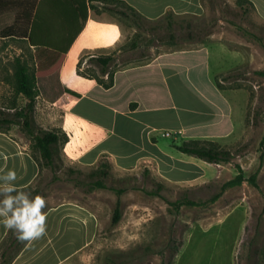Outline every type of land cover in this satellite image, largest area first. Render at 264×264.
<instances>
[{
	"label": "rangeland",
	"instance_id": "obj_1",
	"mask_svg": "<svg viewBox=\"0 0 264 264\" xmlns=\"http://www.w3.org/2000/svg\"><path fill=\"white\" fill-rule=\"evenodd\" d=\"M238 1L204 0L205 14L194 15L196 19L189 16L182 22L184 27L190 24L187 20L195 25L204 24L210 32L204 36V43L189 36L187 28L180 30L178 25L170 28L166 18L138 27L130 19L111 12L125 36L111 54L116 58L112 71L144 64L164 52L194 49L213 42L225 43L243 55L241 64L217 77L233 104L236 131L221 142H206H214L235 156L229 163L210 164L183 154L173 147L184 143L177 141L176 120L160 126V136L165 128L171 131V136H164L162 140L171 164L167 169L160 171L154 167L147 177L144 176L147 168L137 174H121L111 168L108 187L126 190L121 197L123 217L115 227L111 226V219L116 192L89 185V173L105 159L98 166L85 168L62 158L55 170L44 169L29 191L23 192L29 199L38 195L44 198L42 213L53 205L74 201L90 208L103 223L96 241L79 257L78 264H106L111 254L121 255L130 264H264V75L259 74L264 72V20L249 5H245L249 11L244 12ZM95 6L132 14L121 4L97 1ZM212 6H215L214 13H211ZM95 10L100 12L99 8ZM91 45L97 53L107 50L106 38L101 33L93 37ZM9 46L0 41V111L13 117L16 110L11 107L16 104L19 110L27 99L15 97V61L22 52ZM24 54L33 55L25 51ZM29 65L31 70L36 68L35 63ZM79 66L82 73L102 79L100 66L90 55L84 56ZM230 75L234 78L229 79ZM38 101L37 124L43 129H53L52 125L45 124ZM46 109L49 113L53 110L50 114L55 123L60 122V108L47 104ZM2 127L29 145V138L20 126ZM239 166L246 179L259 170L257 186L246 181L222 192L223 185L237 175ZM157 183L164 185L161 196L148 195L147 191L156 189ZM220 192L219 200L210 203ZM6 195L17 193L2 192L0 200ZM184 196L203 205H185L176 211L169 203ZM17 233L12 229L9 241Z\"/></svg>",
	"mask_w": 264,
	"mask_h": 264
},
{
	"label": "crops",
	"instance_id": "obj_2",
	"mask_svg": "<svg viewBox=\"0 0 264 264\" xmlns=\"http://www.w3.org/2000/svg\"><path fill=\"white\" fill-rule=\"evenodd\" d=\"M118 1L150 21L161 20L168 13L202 16L206 12L204 0ZM248 1L264 20V0ZM84 2L0 0V41L22 52L15 64L17 60L37 63L34 53L39 46H32L29 41L33 23H37L35 33L44 36L47 28L52 40L61 45V40H68L79 29L82 20L75 11L78 4L89 6L85 26L60 67V96L43 89L36 99V105L39 99L40 109L44 108L38 110L43 111L45 124L53 128L44 129L62 130L69 137L62 149L64 160L90 168L108 159L121 174H137L142 168L152 171L154 167L162 171L171 164L162 143L164 133L159 135V127L172 124L173 119L178 142H221L235 133L233 104L215 80L242 63L244 57L240 52L222 42L164 52L144 64L117 70L113 87L106 89L80 75L78 65L86 55H111L124 40V29L111 17V12L93 7L97 1ZM100 33L106 38L104 53L95 52L91 45L93 37ZM24 51L33 55H25ZM64 89L80 96L63 93ZM47 104L60 108V122H54L50 114L53 110L49 113ZM28 142L29 145L10 132L0 131V176L10 170L16 173V180L10 182L15 185L14 191H18L15 193L29 191L42 173L32 155L31 141ZM4 185L0 180L1 192ZM43 214L44 232L26 239L5 258L0 253V264H78L79 257L96 241L103 228L95 212L74 201L53 205ZM11 231L0 224V249Z\"/></svg>",
	"mask_w": 264,
	"mask_h": 264
},
{
	"label": "trees",
	"instance_id": "obj_3",
	"mask_svg": "<svg viewBox=\"0 0 264 264\" xmlns=\"http://www.w3.org/2000/svg\"><path fill=\"white\" fill-rule=\"evenodd\" d=\"M93 1H101L106 3H115L121 4L127 7L129 11L132 13L131 15L125 11L106 8L107 11L119 14L125 18L130 19L136 26L143 27L145 24H149L151 21L147 18L140 15L133 8L126 5L123 1L118 0H93ZM86 3V0L85 2ZM79 6L75 9L76 13L79 15V18L82 20L79 23V29L75 32L71 38L61 40L60 44H56L52 38L53 36L46 28V34L43 36L42 34L35 33L37 29V23H33L32 32L29 37V41L32 46H39L35 53L34 58H36V68L31 70L29 63L21 62L17 60V64L15 67L14 73V94L15 97L23 96L27 99V103L25 106L17 110L16 104L11 107L12 110H16L13 117L7 116V114L0 111V131L8 132L7 129H4L2 125L5 126H20L26 136L31 141V152L34 158L38 161L41 172L44 169L55 170L57 167V161L62 160V149L69 141L68 135L62 130H45L41 128L36 121L35 118V108H36V99L39 96L40 92L45 90H49L52 92L53 96H60L61 91H59V71L62 65L63 60L66 57L67 52L69 51L71 45L77 38V36L83 30L85 23L88 19V11L89 6L86 4L79 3ZM238 5L243 9L244 12H248L247 6L249 5L254 9L253 4L248 0H239ZM247 5V6H245ZM211 13H214L215 6H212ZM255 10V9H254ZM194 18L193 15L186 16H176L173 13H168L164 18H166V22L170 28H175L177 25L180 30L187 28L189 30V36L196 37L198 42L204 43L205 37L208 36V32L206 26L204 24H192L190 22L186 27L183 26V21H186L187 17ZM182 20L181 22H177L176 19ZM196 19V18H194ZM241 30H244L240 28ZM246 32V31H245ZM198 34V35H197ZM174 38V36L172 37ZM58 42V41H57ZM93 60L100 66L101 77L102 79L95 78L90 75H86L80 71V66L78 65V72L85 78L95 80L104 88L109 89L114 85V75L115 71H112V65L115 63L116 58L114 55H105V56H97L93 57ZM259 74L264 75V72ZM229 79L234 78L231 75L228 77ZM216 84L219 89L223 90L222 86L218 82L216 78ZM63 93L70 94L75 97H79L80 95L76 92H73L68 89H64ZM208 140L203 141H190L185 142L182 145H174L173 147L183 154H187L190 156H194L200 160L208 162L210 164H221V163H229L234 159L235 154L230 150L224 149L214 142H208ZM112 164L105 159L103 163L99 165L95 170L91 171L88 175L89 185L95 189H110L114 190L117 194V202L116 207L112 214V222L111 226H117L123 217L122 210V195L126 192L125 189H116L110 188L107 185V180L110 176V171L112 168ZM259 170L252 176L250 179H246L244 175L243 169L239 166L237 175L226 182L222 187V192L229 189L241 186L244 182L249 181L253 186H257V176ZM41 175V173H40ZM144 176L149 177L150 171L146 169L144 171ZM31 188V187H30ZM29 188V189H30ZM164 185L161 183H157V187L154 190L147 191V194L150 196H161V191L163 190ZM28 189V190H29ZM18 192V191H13ZM222 192L214 195L210 199V203H215L219 200L222 195ZM2 192L0 191V199ZM176 211L180 210L183 206H199L203 205V203H198L191 200L188 196H184L181 199L169 203ZM10 237V236H9ZM9 237L6 239L4 244L0 249L1 256L3 258L7 257L14 250H18L23 243H21V239H19V232L16 237L9 241ZM106 264H130L129 261L123 260L121 255H108L106 259ZM165 264V263H164Z\"/></svg>",
	"mask_w": 264,
	"mask_h": 264
},
{
	"label": "clouds",
	"instance_id": "obj_4",
	"mask_svg": "<svg viewBox=\"0 0 264 264\" xmlns=\"http://www.w3.org/2000/svg\"><path fill=\"white\" fill-rule=\"evenodd\" d=\"M0 180L5 182L3 192L11 193L15 190V185L11 181L16 180V173L8 171L0 176ZM45 207V200L42 196L29 199L28 196L19 192L17 195H6L0 200V224L5 228L15 229L19 232V239L26 240L40 236L45 230V215L42 209Z\"/></svg>",
	"mask_w": 264,
	"mask_h": 264
},
{
	"label": "built area",
	"instance_id": "obj_5",
	"mask_svg": "<svg viewBox=\"0 0 264 264\" xmlns=\"http://www.w3.org/2000/svg\"><path fill=\"white\" fill-rule=\"evenodd\" d=\"M163 135H164L165 137H170V136H171V133H170V132H165Z\"/></svg>",
	"mask_w": 264,
	"mask_h": 264
}]
</instances>
